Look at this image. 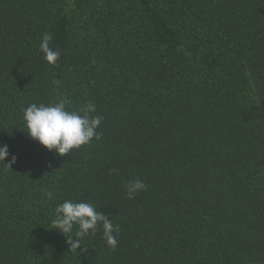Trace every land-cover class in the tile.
I'll list each match as a JSON object with an SVG mask.
<instances>
[{
  "label": "trees",
  "instance_id": "16d2710c",
  "mask_svg": "<svg viewBox=\"0 0 264 264\" xmlns=\"http://www.w3.org/2000/svg\"><path fill=\"white\" fill-rule=\"evenodd\" d=\"M63 97L102 117L66 156L22 119ZM0 145V264H264V0H0ZM65 200L117 247L98 229L73 248Z\"/></svg>",
  "mask_w": 264,
  "mask_h": 264
},
{
  "label": "clouds",
  "instance_id": "9594fccd",
  "mask_svg": "<svg viewBox=\"0 0 264 264\" xmlns=\"http://www.w3.org/2000/svg\"><path fill=\"white\" fill-rule=\"evenodd\" d=\"M51 40L52 36L44 33L39 47L43 59L48 64L54 65L60 53L49 47ZM69 104L68 98L63 97L53 104L32 103L22 109L24 130L29 138L60 156H66L73 149L89 144L93 138L100 140L102 136L97 131L102 117L91 115L96 111L94 104L86 103L78 111L68 110ZM8 156L7 145H0V162L4 163ZM12 163H15L14 156L4 164L10 169ZM124 187L125 196L133 199L139 192L146 190L147 185L142 180L134 179L128 181ZM44 195L47 198L52 197L51 192H46ZM54 217L52 228L60 233L71 234L74 227L76 228L74 235H70L68 239V243L73 248H78L83 238L95 235L98 229H102V236L107 246L113 249L117 247L119 225H114L109 216L97 211L91 203L65 200L55 208ZM72 236L76 237L75 241L71 239Z\"/></svg>",
  "mask_w": 264,
  "mask_h": 264
}]
</instances>
